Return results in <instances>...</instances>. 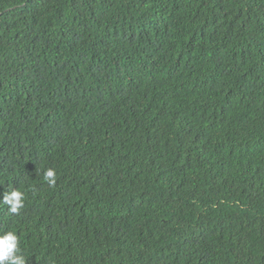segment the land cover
<instances>
[{
	"label": "trees",
	"instance_id": "obj_1",
	"mask_svg": "<svg viewBox=\"0 0 264 264\" xmlns=\"http://www.w3.org/2000/svg\"><path fill=\"white\" fill-rule=\"evenodd\" d=\"M7 231L26 264H264V0H0Z\"/></svg>",
	"mask_w": 264,
	"mask_h": 264
},
{
	"label": "clouds",
	"instance_id": "obj_2",
	"mask_svg": "<svg viewBox=\"0 0 264 264\" xmlns=\"http://www.w3.org/2000/svg\"><path fill=\"white\" fill-rule=\"evenodd\" d=\"M43 179L49 186L56 183V172L54 169H47L43 174ZM25 193L13 189L4 194L2 202L9 207L11 214H19L24 207ZM0 264H26L25 256L19 247V239L14 231H7L0 235Z\"/></svg>",
	"mask_w": 264,
	"mask_h": 264
}]
</instances>
